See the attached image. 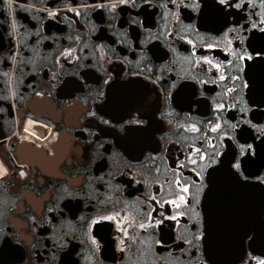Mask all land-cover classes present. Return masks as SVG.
I'll use <instances>...</instances> for the list:
<instances>
[{"label": "flooded vegetation", "instance_id": "1", "mask_svg": "<svg viewBox=\"0 0 264 264\" xmlns=\"http://www.w3.org/2000/svg\"><path fill=\"white\" fill-rule=\"evenodd\" d=\"M245 4L229 9L237 13L229 21L246 26L245 32L228 33L232 49L240 47L238 36L259 35L249 14L251 22L260 21L264 6L259 0ZM178 5L0 0V240L8 241L0 244V264H66L69 252L75 264H256L252 256L264 257V184L233 176L227 163L246 143L257 149V164L264 157V115L253 119L257 109L249 99L264 98V66L246 70L255 80L251 91L237 87L225 94L240 83L232 75L248 79L227 63L235 64L236 57L224 51V32L236 25L220 18L200 27L199 11ZM205 14L215 19L211 8ZM201 56L222 62L225 79L197 63ZM216 103L225 108L215 109ZM134 117L148 121V130L129 124L122 131L120 125ZM237 122L247 130L245 139L231 127ZM193 123L197 131L188 127ZM209 137L223 162L186 163L180 174L189 184L187 202L161 209L151 197L174 198L179 161L193 145L211 154ZM153 150L154 163L148 159ZM202 164L201 178L190 169L200 171ZM161 211L184 214L162 226L147 224L149 212L160 219ZM116 212L126 220L127 236L115 220L98 219ZM225 241L231 246L219 251L215 243Z\"/></svg>", "mask_w": 264, "mask_h": 264}, {"label": "snow or ice", "instance_id": "2", "mask_svg": "<svg viewBox=\"0 0 264 264\" xmlns=\"http://www.w3.org/2000/svg\"><path fill=\"white\" fill-rule=\"evenodd\" d=\"M121 3H124L125 0H120ZM248 3H252V0H248ZM259 3L261 6H264V0H259ZM179 6L191 8L193 10H198L199 15V25L200 27H212L214 23L219 22L220 18H223V23H234L235 27H230L228 31L224 32V36L226 39H228L229 46L224 48L225 52L231 51V54L236 57V63L233 64L232 61H227V63L235 67L237 72L244 73L248 76V79H244L241 75H232L230 79L232 81H239V84H234L233 87H229L225 89V94L229 92L235 91L237 87H242L245 89H249L251 91L252 88L255 87V80L253 78V75L251 71L246 70H252L254 69V66L259 64L261 66H264V17L261 18L258 22H251V14H249V23L251 24V29H258L259 35H257L256 32H252L251 36H238V41L240 44L239 48L232 49L231 46V38H229L228 33L229 32H245L246 26H241L237 21H229L230 16L237 15L235 11H229V9H241L242 6L247 7L245 4V0H203V4L201 3V0H191V3H186V0H179ZM112 7H116L115 4L112 5ZM211 8L215 13V19L212 17H208L205 14V10ZM49 15H52V13H49ZM189 19L191 17L189 16ZM188 27H192L190 24ZM218 29L213 28V31H217ZM185 40H187V37H184ZM248 41L247 44H245V41ZM253 41H259L260 47L254 46ZM191 43V41H189ZM205 48H214L216 45L211 43H206L204 45ZM250 49V50H249ZM71 49H67L66 52H71ZM193 52H195V49H193ZM200 61L205 62L206 64L211 65L215 69L218 70L220 73L217 76L218 80H224L225 79V70L222 67V62L213 63V61L208 56H201L197 63H200ZM107 83V81H105ZM101 97H104V93L99 94ZM251 100V107L256 108L257 112L254 114L253 119H259L261 115H264V98H261L259 100L249 97ZM199 103V101H197ZM215 109H223L225 108V105L223 103H216L213 105ZM229 107H234V105H229ZM246 109L242 108L241 112H245ZM90 115H94V113H90ZM145 115L144 113H141V116ZM163 115V113H161ZM103 120V117H101ZM249 124H251V121H247ZM104 124H110L111 122L109 120H103ZM129 124H135V125H142L144 127L138 129L140 131H147L148 130V121L142 119V118H133L131 121H125L120 125V128L122 131L127 132L129 131V128L126 127ZM188 127L191 128L192 131H197V125L195 123L188 125ZM232 128H239L240 129V138L245 139V133L246 129L240 128V123H232ZM252 127H257V125H252ZM262 129H264V126H260ZM211 128L213 131H216L218 128H220V123L217 122L215 124H211ZM87 129H85L86 131ZM225 136H227V133H224ZM256 139H259L257 137ZM209 147L212 148V139L211 137L208 138ZM261 144L264 145V140L261 141ZM195 154V157L193 156ZM156 153L155 150H153V154L148 157V159L152 160L153 163L156 159ZM223 155H229L227 152L223 153ZM222 153L220 151H217L215 148H212V153L209 154L207 152H202L199 148L193 146H190V151L188 152V155L184 157V159L179 161V167L176 168V175L175 178L172 180V184L175 185V187L179 190L178 193L175 194L174 198H171L169 200L162 201L157 199L156 195L154 194L151 197V200L156 201L157 204L160 205V208H164V203L170 204L175 208H179L181 203H186V197L190 194L189 193V184L184 183L181 180V174L180 169L185 166V164L189 165H197V161L204 162V164H207L209 167L211 165H216L218 163H222L223 161H218L217 157H221ZM258 156L257 149L253 146L251 143L241 144L240 145V154L237 156L235 151H233L228 158L227 163L230 166L231 170H234L232 172L233 176H237L238 178H244L245 180L249 178H254L257 182L260 184H264V172H261V168L264 167V157L261 158V163L257 164L256 157ZM240 157H243L242 160ZM192 172L195 173L197 177L202 178V172L204 171L203 164L200 166V171H197L195 167H192L190 169ZM156 171L159 172V168H156ZM212 171H215L213 168ZM260 172V175H257L256 173ZM245 173H247V176H245ZM211 179V173H209V182ZM199 183V181H197ZM157 183H159L157 181ZM184 213L177 211L174 215H167L166 212L161 211L160 212V219H154L152 212L148 213L147 217V224L150 225H157L162 226L164 219H170V220H176L178 216L183 215ZM127 216V214H125ZM120 217V213L116 212L112 215L100 217L98 219L103 220H115L117 225V231L123 232L124 236L128 235V229L127 227H124L126 220L118 219ZM93 223H96L94 220ZM139 228L144 229L146 227V223H141L138 225ZM203 233L198 232L197 233V239L202 236ZM245 236L249 240H254V236H248L247 233H245ZM92 242L95 244L97 243L96 237H92ZM121 245H123L124 241H120ZM157 244H160L161 241L157 240ZM0 244H3L4 246H8L7 240H0ZM66 264H75V262L71 258V252L66 254ZM211 259V256L209 257ZM252 259L255 260L256 264H264V257H257L252 256ZM200 264H208L207 260H203L200 262ZM215 264V262H213Z\"/></svg>", "mask_w": 264, "mask_h": 264}, {"label": "water", "instance_id": "3", "mask_svg": "<svg viewBox=\"0 0 264 264\" xmlns=\"http://www.w3.org/2000/svg\"><path fill=\"white\" fill-rule=\"evenodd\" d=\"M202 210H203V216L205 219V222L208 223V221L210 220V214H211V209L208 207V201H207V195H204V199L202 202ZM218 247V250L220 251H226L227 249H229V247L231 246V241H225V242H221L220 244L215 243ZM230 258V256H224L223 259H227Z\"/></svg>", "mask_w": 264, "mask_h": 264}]
</instances>
